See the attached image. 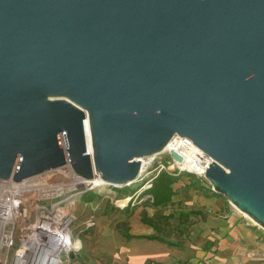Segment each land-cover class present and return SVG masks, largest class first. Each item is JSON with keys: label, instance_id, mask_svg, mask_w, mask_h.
Wrapping results in <instances>:
<instances>
[{"label": "water", "instance_id": "1", "mask_svg": "<svg viewBox=\"0 0 264 264\" xmlns=\"http://www.w3.org/2000/svg\"><path fill=\"white\" fill-rule=\"evenodd\" d=\"M170 141L264 230V0H0V179L117 188Z\"/></svg>", "mask_w": 264, "mask_h": 264}, {"label": "built area", "instance_id": "2", "mask_svg": "<svg viewBox=\"0 0 264 264\" xmlns=\"http://www.w3.org/2000/svg\"><path fill=\"white\" fill-rule=\"evenodd\" d=\"M168 144L162 154L140 158L137 179L117 188L104 183L95 186L94 179H82L67 161L19 182L0 179V264H76L82 247L73 234L75 211L85 193L100 195V189L106 187L110 194L137 184L125 196L109 198L112 206L122 208L148 200L143 193L160 172L185 179L188 177L183 175H193L202 182L204 177L189 163L186 150L175 142ZM92 225L91 220L85 222L86 228Z\"/></svg>", "mask_w": 264, "mask_h": 264}, {"label": "crops", "instance_id": "3", "mask_svg": "<svg viewBox=\"0 0 264 264\" xmlns=\"http://www.w3.org/2000/svg\"><path fill=\"white\" fill-rule=\"evenodd\" d=\"M182 184H188V181L181 178L173 186L172 204L164 212L169 213L180 203L184 209L200 210L204 217L189 228L187 237L179 240L178 246L146 239V236L153 234V230L141 222V214L145 212L151 217L155 209L142 203L134 206V203L127 207H115L113 213L119 215L115 222L109 219L112 213H101L86 219L93 223L90 228L85 227L87 232L84 237L88 245L84 255L87 263L263 264L264 241L256 229L246 226L237 211L225 203L222 197L208 195L201 190H192L195 194L185 190L180 194L181 199L174 203L175 188ZM92 204L90 202L89 205ZM126 208L132 210L128 218L121 215ZM118 222L125 223L129 234L134 237L126 240L115 228ZM172 228H176V225L173 224ZM261 234L264 237V233ZM167 241L173 242L174 238L170 237ZM78 257L75 259L76 264H84L85 260L79 262Z\"/></svg>", "mask_w": 264, "mask_h": 264}, {"label": "trees", "instance_id": "4", "mask_svg": "<svg viewBox=\"0 0 264 264\" xmlns=\"http://www.w3.org/2000/svg\"><path fill=\"white\" fill-rule=\"evenodd\" d=\"M188 177V184L185 190H201L208 195L218 196L216 193L210 191L202 185L200 179L193 175H183ZM180 176H175L166 172H160L156 178L151 182V186L144 191V195L150 198L142 202L155 209L154 214L148 217L145 212L141 214V222L153 230V234L146 236L148 240H157L169 246H178L181 239H185L188 235L189 228L199 220H202L204 215L200 210H187L181 207L180 203L177 204L174 210L165 213L164 209L172 204V197L174 196L173 186L180 181ZM119 194H128L130 191L127 188L116 189ZM219 197V196H218ZM100 198L99 195L94 193H85L82 195L80 201L83 203L95 202ZM116 209L112 205L104 207L102 214L110 215ZM132 214V210L126 208L121 215L128 218ZM175 224L176 228H172ZM116 230L126 239L133 238L129 234L127 225L123 222H118L115 226ZM173 237L174 241H167L168 238Z\"/></svg>", "mask_w": 264, "mask_h": 264}, {"label": "rangeland", "instance_id": "5", "mask_svg": "<svg viewBox=\"0 0 264 264\" xmlns=\"http://www.w3.org/2000/svg\"><path fill=\"white\" fill-rule=\"evenodd\" d=\"M186 181H188V179H186ZM187 184H182L179 185V187L175 188V197L174 199V203H176L179 199H181L180 194L185 191V186ZM137 184H132L128 190L130 192L134 191V189H136ZM108 188L104 187L102 189H100V198L98 201L93 202L92 205H89L87 207H83L81 202L77 203L76 206V211H75V217H76V222L74 224V228H73V234L75 236L78 237V239L81 242V252H80V256L79 258V262H81L82 260H85V250L87 248V239L84 237L85 233L87 232V230H85V224H83L87 218H89V216H99L101 215V213L103 212L104 207H106L107 205H111L109 198L112 197L113 195H116L117 197H121V196H125L126 194H119L116 191H111L110 194H107ZM189 194H195L193 193L192 190H188L187 191ZM222 199L225 201V203H227L230 207H232L235 211H237V213L241 216V219L243 221V223L248 226L251 227L253 229H256L260 235H261V239H263L264 241V237L261 234L262 233V228H260L259 226H257L251 219H249L247 216H245L244 214L240 213L237 209H235L232 205H230L223 197ZM142 202L140 201L139 203L134 204V206L140 205ZM185 206V205H184ZM187 207V206H186ZM168 210V209H167ZM167 212V211H166ZM110 221H116L117 219H119V215L118 213H112L109 217ZM84 264H88L87 261L85 260Z\"/></svg>", "mask_w": 264, "mask_h": 264}, {"label": "bare ground", "instance_id": "6", "mask_svg": "<svg viewBox=\"0 0 264 264\" xmlns=\"http://www.w3.org/2000/svg\"><path fill=\"white\" fill-rule=\"evenodd\" d=\"M170 143H171V141H170ZM169 146H170V144H168L167 147H165V149H168ZM93 184H94L95 186H101V185H103V182H101L99 179H94V180H93Z\"/></svg>", "mask_w": 264, "mask_h": 264}]
</instances>
